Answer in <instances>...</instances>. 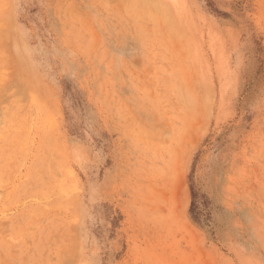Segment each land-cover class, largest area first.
I'll return each instance as SVG.
<instances>
[{
  "label": "rangeland",
  "instance_id": "obj_1",
  "mask_svg": "<svg viewBox=\"0 0 264 264\" xmlns=\"http://www.w3.org/2000/svg\"><path fill=\"white\" fill-rule=\"evenodd\" d=\"M0 264H264V0H0Z\"/></svg>",
  "mask_w": 264,
  "mask_h": 264
},
{
  "label": "bare ground",
  "instance_id": "obj_2",
  "mask_svg": "<svg viewBox=\"0 0 264 264\" xmlns=\"http://www.w3.org/2000/svg\"><path fill=\"white\" fill-rule=\"evenodd\" d=\"M161 173H162V172H161ZM167 173H169V172H167ZM165 174H166V173H165ZM166 175H167V174H166ZM166 175H165V176H166ZM165 179H166L165 182L167 183L169 180L167 181V178H166V177H165ZM157 185H158V184H157ZM166 185H167V184H166ZM155 188H156V187H155ZM167 188H168V187H167ZM156 189H157V188H156ZM168 189H169V188H168ZM158 190H159V188H158ZM155 191H156V190H155ZM160 191H161V190H160ZM160 191H157V192H160ZM154 195H155V199H157V200H161V197H164L163 199H167V195H168V193H164V192L161 191L160 193H157V194H156V192H155Z\"/></svg>",
  "mask_w": 264,
  "mask_h": 264
}]
</instances>
